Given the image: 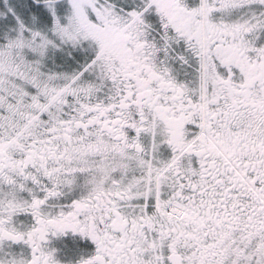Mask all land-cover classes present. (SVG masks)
<instances>
[{"label":"snow or ice","instance_id":"1","mask_svg":"<svg viewBox=\"0 0 264 264\" xmlns=\"http://www.w3.org/2000/svg\"><path fill=\"white\" fill-rule=\"evenodd\" d=\"M0 264H264V0H0Z\"/></svg>","mask_w":264,"mask_h":264}]
</instances>
